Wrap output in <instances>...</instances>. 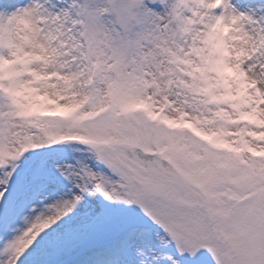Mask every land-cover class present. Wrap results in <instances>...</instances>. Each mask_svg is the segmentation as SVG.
<instances>
[{
    "label": "snow or ice",
    "instance_id": "obj_1",
    "mask_svg": "<svg viewBox=\"0 0 264 264\" xmlns=\"http://www.w3.org/2000/svg\"><path fill=\"white\" fill-rule=\"evenodd\" d=\"M0 264H264V0H0Z\"/></svg>",
    "mask_w": 264,
    "mask_h": 264
}]
</instances>
